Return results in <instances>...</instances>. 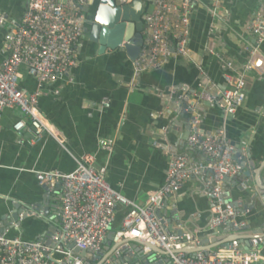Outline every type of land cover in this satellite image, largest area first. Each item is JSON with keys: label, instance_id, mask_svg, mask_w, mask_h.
Masks as SVG:
<instances>
[{"label": "crops", "instance_id": "0c3cea01", "mask_svg": "<svg viewBox=\"0 0 264 264\" xmlns=\"http://www.w3.org/2000/svg\"><path fill=\"white\" fill-rule=\"evenodd\" d=\"M27 1L0 0V19L4 21L0 25V64L7 56L4 46L11 28L22 18ZM260 1L222 0L220 20H214L210 2L200 0L191 16L189 59L172 58L163 69L138 78L133 77L132 62L123 49L99 55L98 47L89 42V31L84 32L75 48V66L69 77L44 86L39 97L38 110L50 134L32 144L29 134L17 135L12 129L22 117L20 110H5L2 114L0 233L10 239L50 243L49 231L56 232L60 222L59 189L49 192L46 214L34 212L29 216L22 208H34L45 200L38 174H70L87 155L94 158L97 169L105 170V180L113 191L143 206L150 194L164 186L168 156L185 153V139L192 123L197 122L204 134L223 132L238 150L243 149L242 158L247 163L244 170L250 174L251 187L247 190L238 182L233 185L227 181L225 192L229 193L230 203L239 205L236 211L239 220L246 223L245 233H255L264 240V199L260 196L252 201L256 192L263 193L256 181L264 189V170L257 171L264 164V71L256 68L247 74L244 104L229 117L217 99L218 92L225 88L221 63L208 52L213 47L221 58L243 67L250 60L247 47L254 44L248 25ZM91 8L92 4L87 9V20ZM256 60L264 64V43ZM19 87L31 93L37 85L23 73ZM182 92L185 98L178 103L176 95ZM105 98L109 102L102 106ZM101 142L109 143V149L103 148ZM190 158L206 161L198 154H191ZM254 172L259 176L255 177ZM14 204L22 206L19 223L11 220L16 212ZM245 206L252 210H243ZM211 209L212 201L204 190L202 174L198 173L182 185L174 199H169L161 216L169 232H175L180 224L184 230L207 240L212 238L208 230ZM126 213L125 208H118L106 235L105 254L125 239L120 234ZM230 233L234 232L227 230L218 237ZM259 250L264 263V242ZM167 261L163 257V262ZM157 262L159 258L150 264ZM88 263L99 264L94 258Z\"/></svg>", "mask_w": 264, "mask_h": 264}, {"label": "built area", "instance_id": "2783aa9c", "mask_svg": "<svg viewBox=\"0 0 264 264\" xmlns=\"http://www.w3.org/2000/svg\"><path fill=\"white\" fill-rule=\"evenodd\" d=\"M134 0H115L117 6L130 5ZM142 16L143 44L139 57L132 62L133 77L163 69L172 58L189 59L191 16L200 0H144ZM214 20L222 0H208ZM94 0H28L22 18L11 28L6 41V58L0 64V132L5 110L19 109L21 118L12 129L17 135L29 134L30 143L40 142L50 134L39 110L38 100L43 87L60 83L69 77L75 66V48L80 43L87 25V9ZM0 25L4 21L0 19ZM211 29L213 27L211 26ZM254 44L247 47L250 57L243 67L233 60L221 58L213 47L211 56L221 64L225 88L217 99L224 113L233 117L245 101L247 74L256 69L254 63L259 47L264 43V0H261L248 25ZM23 71V72H22ZM23 73L34 79L37 88L27 93L19 87ZM199 89L202 86L198 85ZM184 93L176 95L179 103ZM212 102V98H208ZM107 98L101 105L108 104ZM189 110L190 108L187 107ZM101 146L109 149L107 142ZM240 151V157L235 155ZM243 149L238 150L224 135L204 134L193 122L185 139V153L168 156L164 186L148 196L143 206L130 202L111 189L104 177V169L95 167L92 156H84L70 174L44 172L38 174L39 184L48 192H60V222L51 234L49 245L41 241L10 239L0 233V264H89L74 253L89 251L93 255L103 251L106 235L112 227L118 208L127 210L122 222L121 237L145 241L167 254V262L157 255L161 264H264L260 246L264 240L239 242L227 248L212 249L194 255L181 253L187 247H200L201 238L178 224L169 232L161 216L164 203L174 199L182 185L193 175L201 173L206 194L212 201L208 230L218 237L227 230L245 233L247 226L239 220L235 209L225 207V180H236L243 189H250V181L243 178L240 164ZM191 154L205 158L192 160ZM174 208V203L172 204ZM43 217L42 214H38ZM70 246L73 248L70 249Z\"/></svg>", "mask_w": 264, "mask_h": 264}, {"label": "water", "instance_id": "95a60500", "mask_svg": "<svg viewBox=\"0 0 264 264\" xmlns=\"http://www.w3.org/2000/svg\"><path fill=\"white\" fill-rule=\"evenodd\" d=\"M145 11L144 0H134L130 5L117 6L115 0H94L89 20L87 21L88 39L91 44L98 47V54L102 55L106 51H117L123 49L126 56L131 62H134L140 55L143 38H142V16ZM255 67L261 71H264V64L260 60H256ZM183 107H185L183 105ZM240 157L238 152L234 159L237 160ZM248 159L252 162L250 154ZM243 170V178L249 179L250 174L245 172L246 164L242 159L240 161ZM253 166V162L250 167ZM264 170V164H261L257 171ZM254 176H259L258 172H254ZM256 180V179H255ZM228 180L226 179L225 182ZM232 184H236V180L231 181ZM258 190L263 193H258L252 197V201L257 200L260 196L264 199V189H261L256 181ZM263 186V185H262ZM45 192V200L41 205L34 206V208H22L20 204H14L15 214L11 220L14 223H19L21 213L19 210L22 208L29 216H32L34 212L45 213V205L50 199V194L47 189L43 188ZM58 190L56 189L55 192ZM229 193L224 194V203L226 207L237 210L239 205L236 203H230ZM165 210L167 208V201L164 203ZM252 210L251 206L243 207V210ZM45 217V216H43ZM54 230H50L48 236L53 234ZM257 234L252 233H233L225 237H212L211 239L202 240L200 247H187L184 248L181 253L186 255H194L199 252H209L212 249L227 248L229 245L235 242L240 244H247L249 240L256 241L258 239ZM110 239L113 237V233L109 234ZM45 243L43 240L41 241ZM49 245V242L45 243ZM73 247L70 246V249ZM148 252H145V251ZM74 253L79 255L85 261L89 259H97L99 264H150L157 255L166 257L165 252L160 251L157 247L141 240L124 239L116 243L115 247L110 253L105 254L104 250L96 255H93L89 251L74 250ZM137 260V263H135ZM156 264H161L156 263Z\"/></svg>", "mask_w": 264, "mask_h": 264}]
</instances>
